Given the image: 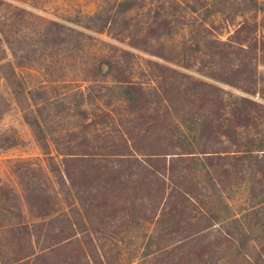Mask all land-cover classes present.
Returning a JSON list of instances; mask_svg holds the SVG:
<instances>
[{
	"label": "rangeland",
	"instance_id": "obj_1",
	"mask_svg": "<svg viewBox=\"0 0 264 264\" xmlns=\"http://www.w3.org/2000/svg\"><path fill=\"white\" fill-rule=\"evenodd\" d=\"M249 85L264 105V0H0V264H264V203L220 219L245 169L204 160L263 130L226 106Z\"/></svg>",
	"mask_w": 264,
	"mask_h": 264
},
{
	"label": "trees",
	"instance_id": "obj_2",
	"mask_svg": "<svg viewBox=\"0 0 264 264\" xmlns=\"http://www.w3.org/2000/svg\"><path fill=\"white\" fill-rule=\"evenodd\" d=\"M52 24L55 26L56 35L59 34L61 31L60 29H63L61 24L57 22H53ZM74 32L77 34H81V35L83 34V31H80V30H75ZM131 86H134V85H131ZM207 87L212 88V90H214L215 92H218V88L216 87H212L210 85L209 86L207 85ZM251 88L252 87L250 85L246 86L245 89L239 88V92H240L239 94H242V95L241 96L230 95V98H229L230 100H228L229 103L226 102V106L230 108L231 115L234 116L233 118L238 119L237 124H241L246 130H249L248 127L258 128L260 125H262L261 124L262 121L260 120L259 117H249V112L252 111V109L248 107L257 106L260 109H264V105L257 104L256 103L257 101H253L252 99L248 98V96H251L254 94V91H252ZM129 90H131L132 93L134 94L136 93V95H139V96H145L146 94V92L141 88V86H137L136 88H132ZM221 102H223V100H221ZM235 115L237 117H235ZM231 118L232 117H230V119ZM226 137L230 141V144L232 145L235 144V139L237 138L236 136L226 135ZM247 138H248L247 139L248 142L246 144L244 143V145L242 144L241 145L242 149L240 150L233 151V152L223 151L221 155H219L218 152L216 151H212V152H207L209 153V155L204 156L205 157L204 160L206 161L205 165L211 166L212 164H214V163H211L212 161L217 160L216 161L217 163L219 160H221V161L228 163L232 168L237 167L238 169H245V175L248 178V183L253 184L255 183L254 181H256L255 179L256 176L261 177L260 179H258V189H256L255 186H252V184H250L249 187L245 189V191H241L246 196L245 199L243 200V205H240L241 212H238L236 214H232V213L230 214V211H231L230 206L229 208L226 205L221 206L225 212L220 213V219H222V221H228L232 224L237 222L238 216H245L246 218L251 217V215L255 213L254 209L257 206H260L261 204L264 203V198L261 199V201H254L259 195L261 194L264 195V128L261 131L258 129H255L254 136L247 135ZM117 155L121 156L120 159H122V162L124 161L128 163L129 165H132L136 174L144 170L145 173L149 175L153 174V176H155L156 173L153 169L148 167L149 163H151V161H156V162L161 161L160 158H162L160 154H150V156L144 155L145 157L142 160L140 159L138 160L134 158L132 154L126 155V154L120 153ZM184 161L185 159H183V157H180V162H184ZM254 167H258V169L254 170ZM167 168L170 169V170H167V173L172 171L171 166L170 167L167 166ZM157 173L160 176L158 171ZM180 176L182 177L183 174H181ZM206 176L207 177L209 176L208 172ZM240 177L241 176H239V178ZM162 179L164 181H167V178H162ZM170 183L171 184H168V185L170 186V189H173L174 188L173 185L176 183L174 181H171ZM183 203L194 205V203L192 202V197L189 195V193L185 190L183 191L180 190V206H182ZM200 215H204V213L201 212ZM205 220L210 221L212 220V218L207 216ZM222 235L225 236L226 233L222 232L221 236ZM247 259L248 258H246L245 260ZM246 264H250V263L246 261Z\"/></svg>",
	"mask_w": 264,
	"mask_h": 264
}]
</instances>
